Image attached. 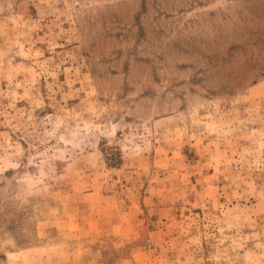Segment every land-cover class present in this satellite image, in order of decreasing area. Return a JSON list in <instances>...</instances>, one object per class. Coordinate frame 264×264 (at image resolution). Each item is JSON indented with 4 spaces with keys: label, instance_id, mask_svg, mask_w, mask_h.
<instances>
[{
    "label": "rangeland",
    "instance_id": "obj_1",
    "mask_svg": "<svg viewBox=\"0 0 264 264\" xmlns=\"http://www.w3.org/2000/svg\"><path fill=\"white\" fill-rule=\"evenodd\" d=\"M0 264H264V0H0Z\"/></svg>",
    "mask_w": 264,
    "mask_h": 264
}]
</instances>
